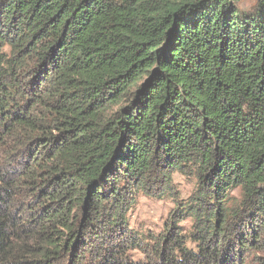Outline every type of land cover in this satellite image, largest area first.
I'll return each instance as SVG.
<instances>
[{"label": "trees", "instance_id": "16d2710c", "mask_svg": "<svg viewBox=\"0 0 264 264\" xmlns=\"http://www.w3.org/2000/svg\"><path fill=\"white\" fill-rule=\"evenodd\" d=\"M176 172L190 235L135 231ZM262 240L264 0H0V264H248Z\"/></svg>", "mask_w": 264, "mask_h": 264}, {"label": "rangeland", "instance_id": "374dc122", "mask_svg": "<svg viewBox=\"0 0 264 264\" xmlns=\"http://www.w3.org/2000/svg\"><path fill=\"white\" fill-rule=\"evenodd\" d=\"M173 188L175 193H167L164 196H145L141 194L135 207L129 214L130 227L139 233L157 234L164 228L166 221L174 219L179 223L182 231L190 235L192 231L193 219L179 213L181 206L186 204L193 193L198 188L199 181L193 173L181 174L176 172L173 178ZM240 187L231 191L230 196L234 203L239 204L243 200ZM260 249L256 250V258L249 260L248 264H264V244L263 240ZM259 243H256L257 246ZM192 246L191 242H188ZM252 246V247H255ZM135 257H141L142 253L136 251Z\"/></svg>", "mask_w": 264, "mask_h": 264}]
</instances>
